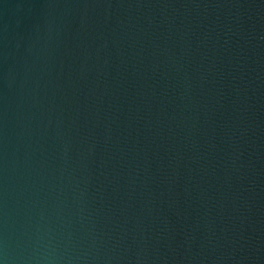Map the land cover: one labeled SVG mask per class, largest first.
<instances>
[{
	"label": "water",
	"instance_id": "95a60500",
	"mask_svg": "<svg viewBox=\"0 0 264 264\" xmlns=\"http://www.w3.org/2000/svg\"><path fill=\"white\" fill-rule=\"evenodd\" d=\"M0 264H264V0H0Z\"/></svg>",
	"mask_w": 264,
	"mask_h": 264
}]
</instances>
